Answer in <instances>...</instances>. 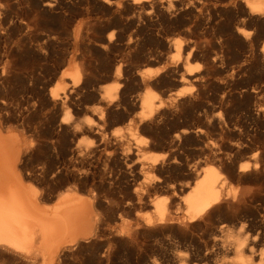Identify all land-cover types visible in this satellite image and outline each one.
<instances>
[{
  "label": "bare ground",
  "instance_id": "obj_1",
  "mask_svg": "<svg viewBox=\"0 0 264 264\" xmlns=\"http://www.w3.org/2000/svg\"><path fill=\"white\" fill-rule=\"evenodd\" d=\"M4 1L6 4L3 6L10 8V4L19 6L27 4L30 0ZM34 1L36 2L35 6L44 8L48 12L52 11L53 7L59 3L57 0ZM92 1L98 3L99 8L105 10L106 13L109 12L113 15L111 21L106 22L107 24L97 19L99 21L96 25L103 24L100 26L103 32L109 30V33L105 32L107 34L105 37L103 35L100 38L99 47L103 51L112 47L114 43L115 26L123 25L125 21L129 20L123 17L126 12L131 14L132 22L137 20L139 23L140 21L146 27L150 26L151 30L155 26L164 25L165 27L177 24L179 29L183 28V34L187 35L200 26L207 25L205 28H201V32L205 36L203 44H200V41L198 43L188 38L183 39V37L174 41L161 39L160 33L158 39L165 48L173 51L171 57L165 60L161 69H142L134 76H130V78L128 76L129 81L127 82H135L140 86L153 84L156 86L164 83L165 80H172L175 85H185L188 82L199 84L210 80L211 74L208 78L207 75L211 73L209 72L211 68L220 67L225 73L219 81L222 86L227 83L234 84L239 79L247 77L248 83H244L242 89L239 88L241 89L239 95H245L251 99V97L263 94L264 0ZM10 12H5L4 16L0 15V17L3 16L0 18V58L3 64L0 80L1 82L8 80L6 74H9V68L15 63L19 62L17 65L20 66H29L30 71L26 69L29 83L28 92L37 97L38 105L36 104V106L41 114V122L37 127L36 125L28 127L29 134L26 132L28 134L26 135L23 133L24 131L22 132L23 128L20 132L19 128L17 131L14 128H8L4 116L0 115V247L30 257L34 259L35 264H69L67 258L74 256V249L78 246L81 247V244L85 242L90 243L91 239L99 237L104 232L103 224L106 215L103 213V216L102 212H99L102 209V203L96 198L95 190L112 179V168L110 169L107 164L103 163V167L96 174V171L93 170L96 169V161L104 156L106 159L114 158L122 162L133 151V145L131 146L127 141H132L135 145L134 149L147 146L150 142L152 143L151 139L142 138L138 132L157 133L159 125L161 126L166 119L170 118L171 121H177V127L172 132L158 134V139L166 144L169 150L161 154L150 153L139 165L133 163L125 171L120 172L123 177L126 173L132 177L128 187L134 186L135 182L137 184L134 188L132 187L133 195L131 198L129 197L132 201L127 203L131 204L133 199H137L150 204L153 209V214L146 218L143 217L144 219H137L135 222L121 221L119 235L122 244L128 245L132 251L138 254L146 246L144 237L160 236L166 231H172L178 238L177 241L158 243L155 244L156 247L154 246L159 256L157 264H264V105L258 103L259 105L252 107L249 103V105L246 104L245 114L255 125L256 131L251 132L252 134L247 131L245 136H240V134L235 141L229 139V125L233 123H231L232 119L229 117L228 111L223 108L226 97L230 96L231 92H224L226 94L220 95L217 101L218 105L223 106L222 112L225 111L223 113L227 117V124L220 118H216V120H205V118L203 121L199 115L194 114L195 112L191 108L193 106L192 96L185 99L190 92L177 90L173 94L166 95V100L155 99V96L149 92L142 93L138 104L136 103L139 107V114L135 117H127L123 128L112 125L113 128L107 129V123L111 116L110 107L114 108L112 115H118L119 111L117 110L122 108L124 111V106H133L132 102H135L123 98L121 103H116L113 91L119 86H123L120 81L115 82V86L106 87L99 92L98 96L102 103L95 108L96 119H94L95 117L92 119L90 114L86 113L80 117V113L86 109L79 98L83 87L88 93L86 84L80 87V76L86 72H84V62L81 63L82 68L79 65L82 70L77 69L75 72L69 73L59 71V65L48 69L44 68L45 66L31 69L33 60H37V62L46 60L44 52L47 50L42 52L41 49V51L36 50L38 48L34 49L27 45L25 39L29 36L27 33L31 31H27L30 24L11 16ZM25 13L23 11V14ZM223 13H226L227 17L224 20H219ZM135 14H137L136 20ZM152 14L155 19H151ZM129 26L131 25L129 24ZM12 31L21 32L19 39L16 38V32V39H14ZM41 38L44 40V37ZM47 40L45 39L46 42ZM28 41L30 42V40ZM37 41L38 39L36 43ZM130 43L131 41H128L126 44ZM44 45L46 46V44ZM40 46L38 44V47ZM230 49L234 53L232 57H228ZM196 53H201V56H198L204 60V65L201 66L206 68V75L195 73L197 72L195 69L184 68L182 64L181 66L179 64V56L184 55L183 58L187 63L189 59L194 58ZM161 58L160 60H162ZM203 60L200 61L203 62ZM114 64L115 59L103 63L108 73L112 71L108 75L106 74L107 78L110 76L118 80L121 78V65H117L113 71L111 68ZM16 69L19 70V68ZM253 73L254 75L251 76ZM96 93L98 92L96 91ZM248 101L250 102V100ZM121 104L123 107H120ZM186 104L191 108V112H188L191 116L183 111V108L182 110L178 109L180 105ZM28 117H32V115H28ZM194 119H197V122L201 124L199 125L196 121L194 123ZM251 121L249 122L251 123ZM210 127L219 130V145L215 144V139L213 141L208 139L211 131L207 135L206 130L209 131ZM236 135L238 136V134ZM210 136L212 135L210 134ZM154 140L156 141V139ZM245 150L250 154L247 155V159H241L240 157H243L241 154ZM39 151L56 159L59 163L54 170L50 172L43 170L37 174L44 184L42 188H38L32 183L31 179L37 178L35 173L26 172V169L24 171L20 163L24 153ZM192 152L204 154L213 164L201 165L196 161H190L189 156ZM78 164L87 167H78ZM113 178L115 179V177ZM58 179H61V182L57 181L51 185V182ZM62 183H66L67 186L57 192V187H61ZM152 189H160L166 195H161L162 197L148 202L147 196ZM83 192L88 194V197ZM52 198L54 201L48 203L47 200H53ZM221 219L233 225L229 226L221 222ZM112 225L114 224L112 223ZM108 237L107 239H109ZM115 250L117 251V249ZM97 257L95 256V258ZM124 257V254L115 253L111 249L103 252L100 260L95 264H129L130 260Z\"/></svg>",
  "mask_w": 264,
  "mask_h": 264
},
{
  "label": "rangeland",
  "instance_id": "obj_2",
  "mask_svg": "<svg viewBox=\"0 0 264 264\" xmlns=\"http://www.w3.org/2000/svg\"><path fill=\"white\" fill-rule=\"evenodd\" d=\"M212 1H216V0H212ZM217 1H219V0H217ZM57 2H59V3H57V5L53 7L52 11L48 12V10H46L44 8H38L37 6H35L36 2L34 0H30L29 2H27V4L25 3L22 5H19L20 7L16 5L19 10H22V11H19L16 8V6L13 4H10L12 6V7L10 6V8L7 6L6 7L3 6L6 3L4 0H0V11H1L0 15L1 14L3 15L5 12H10L12 9V12H10L11 16L16 17L20 20L26 21L32 27L31 28L29 26L27 29V31L31 30L30 32L27 33V31H26L27 35H29L28 38L25 39L27 45L28 46L30 45V47L32 46V48H34V49L38 48L36 50L41 49V50H43L42 52L47 50L46 52H44L46 54V60H40L38 62H37V60H33L31 62V69L33 67H34L33 69H35V68H37V66H41V67L45 66L44 68L48 69V68H54L56 65H59V69H60L59 71H62L64 73L65 72L69 73V72H75V70H77V69L82 70L81 69L82 68L81 63L84 62V64H85V65H83L84 66V72L85 71L86 72L84 73V72L80 71L81 73H84V74H81L82 77L80 76V84H81L80 87H82L83 84H86L89 94L85 92V90H84L85 88L83 87L81 95L79 98L82 102V105H84L87 110L85 109V111L81 112L80 117L82 115L84 116V114L86 113L88 115L90 114L92 119L94 117H95L94 119H96L97 111L95 110V108L98 107V105H100L102 103L101 100L99 99V96H98L99 92L101 91V89L103 91L106 87L115 86L116 85L115 82L120 81V83L123 86H119V88H117L116 90L113 91L114 96L116 97V103H121L123 98L128 100V101H131V102L135 101V102H132V103H134L133 106L132 105L131 106L130 105L124 106V111H122V108L117 110V111H119L118 115H112L114 108L110 107L111 116H110V119L107 123L108 125L106 124L107 129H110V127L112 125H113V127L123 128L125 126V123H126L124 121H126L127 117H135L139 114V107L137 104H138L139 97L142 95V93L149 92L155 96V99L166 100V97L169 94H173L177 90H184V91L190 92L189 96H187V98H185V99H189L190 96H192L191 99L193 100V106L194 107L192 106L191 108H193V110L195 112L194 114L199 115V117L201 119H203V121H205L207 119H215L216 120V118L217 119L220 118L223 120V122L225 121L227 124V117L223 113L225 111L222 112V109L224 108L228 111L229 117L232 119L231 123H233L232 125H229V128H230L229 139H230V141H235V139H237L240 134H241L240 136H245L247 131H248L247 133H251L254 130L256 131L255 125L252 123L250 118H248V116L245 114V108L249 104L252 107H255L256 105H259V104L264 105V92H263V94L261 93V95H256L255 97H251V99L253 98L252 100L245 97V95H239V92L241 91L242 87L246 83H248L246 81L247 77L244 79L243 78L239 79L238 81H236V83L234 82V84L227 83V84H224L222 86L221 83H219V81L222 77H224L225 73H224L223 69H221L220 67H218V68L215 67V68H211L212 70L214 69V71H211V69H210L209 72H211V73H209L207 75V78H208V76H210V74H211V77L213 79L211 77H209L210 80L208 79V82L203 81L199 84H196L193 82L192 83L188 82V83H185V85L184 84L183 85H175L174 81L165 80L164 81L165 84L162 82V84H158L156 86L154 84L151 86L150 85L149 86H140L137 83L135 84V82H130V83L127 82V81H129L130 76H134L137 72H139L142 69H150V70L161 69L162 66L164 65V62H166L165 60H167L169 57H171L170 55L173 54V51L172 50L169 51V49L165 48L161 44V41L158 39L160 36H161L160 37L161 39H166L169 41H171V40L174 41V40L179 39V38L182 39V37H183V39L188 38V39L194 40L195 42L197 41L198 43L200 41L201 42L200 44H203V41H204L203 38H205V36H203V34L201 32V30H202L201 28H205L207 26L206 24L200 26V28H198V29H195L196 31L195 30L191 31L187 35L185 33L183 34V32H182L183 28L179 29L177 24H173L172 26L170 24V25H166L165 27H164V25L163 26L162 25L161 26H155L151 30V28H149L150 26L146 27V25L140 21H139L140 24L138 23V21L136 20L137 14H135V16H134L136 22L135 21L132 22L130 20L131 14L129 12H126L123 15V17L125 19L128 18L129 22L125 21V23L123 25L115 26L116 29L114 27V29L116 30V33L114 36L115 37L114 43H113L112 47L103 51L99 47L100 38L103 35L105 37L107 35L106 33L107 32L109 33V30L108 31L106 30L103 32V30L100 28V26H102L103 24L102 25H96V24H98V21H99L97 19H100V22L102 20V22L106 23L108 21L107 23H109V21H111L110 19H112L113 15L109 12L106 13L105 10H102L101 8H99L98 3H94L92 0H57ZM14 8H16V9H14ZM18 11H19V13H18ZM23 11L26 13L23 14ZM71 13H73V14H71ZM18 14H22V15H18ZM3 16H1V17H3ZM226 17H227V14L223 13L220 16L219 20H224ZM27 19H28V21H27ZM151 19H155L154 15L152 16ZM32 23H33V26H32ZM34 24H36L37 26ZM129 24L131 26H129ZM29 28H31V29H29ZM143 28L147 29V31H144ZM48 30H50V31L48 32ZM148 30H150V31H148ZM15 32H16L17 37L15 36ZM17 33H18V35H17ZM19 33L21 34V32L12 31V34H13L12 36H14V39H16V38L19 39V36H21ZM159 34H160V36H159ZM199 34H200V36H199ZM30 35H32V36H30ZM52 35H53V37H52ZM39 36L44 37V40H43V38H41ZM45 37H47V38H45ZM51 37L53 38V40ZM206 37H207V35H206ZM37 39H38V41L36 43ZM45 39L49 40V41L47 40L48 43L45 41ZM28 40H30V42ZM39 40L42 42H40ZM128 41H131V43L127 45L126 43ZM32 43L35 45L33 46ZM56 43H57V45H56ZM38 44H39V46L40 45L41 46L38 47ZM44 44H46L47 47ZM52 49H54L53 50L54 52L52 51ZM166 49H167V51H166ZM135 50H137V51H135ZM231 51L232 50L230 49V52H228L229 53L228 57L233 56L234 53H233V51L232 52ZM198 55L201 56V53H196L194 58H191V60L189 59L187 63L185 62V58H183L184 55H181V56H179V64H180V66L182 64L184 66V68L190 67V68L195 69L197 71L195 73H200L202 75H206V72H205L206 68H202V66H201L204 63V60H203V58L199 57ZM165 56H166V58H164ZM174 56H175V53H174ZM71 58H73V59H71ZM160 58L162 60H160ZM48 59H50V60H48ZM112 59H115V64L112 66L111 70L114 71V68L117 65H121V67H120L121 68V78L119 77L120 79H118V80H116V78H114V77L111 78L110 76L107 78V75L112 71H109V73H108L106 71L104 65H103V63H106L108 60H112ZM105 60H107V61H105ZM200 60H203V62ZM36 62H37V64H36ZM42 62H44V63H42ZM55 62H56V64H55ZM0 63H1V58H0ZM17 64H19V62ZM17 64L15 63L13 66H11L9 68V72H8L9 74H6L7 75L6 77H8L6 79H8V80L2 81L3 83L0 80V87H1L0 88L1 89L0 90V107H1L0 111L2 112V113L0 112V115H2V117L4 116L5 124L8 126V128L9 127L14 128L16 131H17V128H19L18 129L19 132L23 128L22 132L24 131L23 133L28 135L29 134L27 132L28 127L31 128V127H34L35 125L37 127L39 125V123L41 122V119H40L41 114L38 112V109L36 106V104L38 105L37 97L35 95H32L30 92H28L29 83H28V76H27V72H26L27 70L26 69H28L30 71V68H29V66L26 67L27 65H24L25 66V69H24V66H20ZM42 64H44V65H42ZM51 64H53L54 66ZM2 65L3 64L1 63L0 64V71L2 69ZM79 65L81 66V68ZM16 68H19V70L17 71ZM20 68H22V69H20ZM201 71H203V72H201ZM222 73H224V74H222ZM217 74H218V76H217ZM219 74H220V76H219ZM253 75H254V73L251 74V76H253ZM128 76H129V78H128ZM125 80H126V82H125ZM215 80H217L218 82H216ZM126 83H128V84H126ZM213 84H215V85H213ZM229 85H231V86L229 87ZM157 86H159V87H157ZM233 86H234V88H232ZM238 86H240V87H238ZM195 87H197V88L199 87L197 90L199 92V94L196 91L197 88H195ZM239 88H241V89H239ZM218 89H220V90H218ZM96 91L98 93H96ZM224 92H226V93L231 92L230 94L231 95L234 94V95H232V96L230 95L231 97L230 96L226 97V100H225L226 103L224 102V105H223L224 107H223V106L218 105L217 101H218V98L220 95L226 94ZM217 93H218V97H217ZM238 95H239V97H238ZM31 96H32V98H31ZM161 96H163L165 98H162ZM195 98H198L200 102L198 101V99H195ZM248 100H250V102ZM34 101H36V102H34ZM195 101H197L196 105H194ZM210 103H211V105H210ZM135 104H136V106H135ZM122 105L123 104H121L120 107H123ZM197 105H199V106H197ZM29 107H30V109H29ZM136 107H138V108H136ZM182 108L184 109L183 111H185L186 113H188L189 111L191 112V108H190V106H187V104L183 105V106L180 105L178 107V109H180V110H182ZM196 110H198V111H196ZM4 111H5V113H3ZM220 111L222 114L220 113ZM29 112H31V113H29ZM231 112L235 113V114H232ZM3 114H5V115H3ZM28 115H32V117H28ZM188 115L191 116L189 113H188ZM202 115H204V116H202ZM245 116H246V118H245ZM22 118H23V120H22ZM28 119L30 120L29 123H28V121H29ZM39 119H40V121H38ZM169 119L168 120L166 119L165 120L166 122L164 121V123L161 122L162 124L160 123L161 126L159 125V129H158L159 131L157 130L158 131L157 133L156 132L150 133L148 131H140L141 133L138 132V135H140L142 138L145 137V138L151 139L152 143L150 142V144H148L147 146L134 149L135 145L132 143V141H127L131 146L133 145L132 146L133 151L131 152L132 155L130 154L126 159L122 160V162L119 160H116L114 158L106 159L104 156H102L98 161H96V163H95L96 169H93L94 171H96V174H97V172H99L100 168L103 167V163L107 164V166H109L110 169L112 168V173H111L112 179L111 180L109 179L110 181H106V183L101 185L103 188L101 186L99 188H97L99 191L97 189L95 190L96 195H97L96 198L101 200L102 209L105 207L103 210L102 209H101V211L99 210L100 213L102 212L101 215H103V213H104V215H106V216L103 215L105 218V222H104L105 225L103 224L104 232L102 233V235H100L101 237L99 236L100 240H99V237H97V238L95 237V238L90 240V243L85 242V243L81 244V247L78 246L76 249H74L73 250V252L75 251L74 256L72 255V256H69L67 258V262L69 264H75V263L76 264H95V263H97L98 260H100L99 258L103 254V252H107L111 249L115 253L118 252L119 254H124L125 257L128 258V260H130L129 264H151V263L157 264L159 262L158 261L159 256H158L157 251L155 250V247H156L155 244L164 243V242L168 243L170 241H171L170 243H173V242L178 240V238L175 236V233H173L172 231H168V232L166 231L165 233H163L160 236L159 235L154 236V237L153 236L152 237L146 236V237H144V239L146 240L145 241L146 246L142 248L141 252L138 253L139 254L138 255V254H136V252L132 251V249L130 247H128V245L122 244V241L120 240L121 238L119 235L120 228H121L120 227L121 221L124 220V221L129 222V220H130L131 222H135V220H137V219H144L147 216H150L151 214H153L152 213L153 209H152L151 205L148 203H143L141 201H138L137 199H133L134 203L133 202H131V204L127 203L128 201H132L130 198L133 195V188L137 184L135 182L134 186L130 185V187H128V183L131 181L130 179L132 177H130V175L128 173H126L125 175L127 177L124 175V177H125L124 178L122 173H120V172L125 171L126 168L133 163H135V165H139V163L144 161L145 156L150 154V153L155 152V153L161 154V153H165L169 150V147H167L166 144L162 143L160 141V139H158L159 133L160 134H162V132H164V133L168 132L169 133V132H172L173 129L177 127V124H176L177 121H175V120L171 121V119L170 120ZM195 121L197 122V119L196 120L194 119L193 122L195 123ZM249 121H251V123ZM234 122H235V124H234ZM242 122H244V123H242ZM23 123H25V124H23ZM197 123H199V125L201 124L200 122H197ZM172 124L174 125V127ZM193 125H196V124H193ZM239 126L242 128H240ZM25 127H27V128H25ZM113 127H111V128H113ZM234 127H236L237 130H235L236 128H234ZM208 129H209V131L206 130L207 135L211 131L210 134L213 136V137L212 136L209 137V135H210L209 134L208 139H210L212 141L215 139L214 140L215 144L219 145L220 144L219 143V141H220L219 130H217L213 127H210ZM242 129H244V130H242ZM233 131H234V133H233ZM236 134H238V136ZM235 136H236V138H234ZM154 139H156V141ZM218 139H219V141H218ZM216 140H217V142H216ZM27 141H29V140H27ZM157 141H158V143H157ZM249 154L250 153L245 150L241 154L243 157H240V158L241 159H247V155L249 156ZM200 156H201V158H200ZM203 156H204V154L192 152V154H190V156H189V159H190V161H196L201 165L213 164L212 162H210V159H208V157H205V156L203 157ZM205 159H206V161H205ZM114 161H116V162H114ZM20 163L23 166L24 171L27 170L26 172L30 171V172L35 173V176L37 178L31 179V180H32V183L38 188L44 187L43 186L44 184L37 174L43 170H45L46 172H50L51 170H54L57 167V165H59V163H58V161H56V159H52L50 156L46 155L42 151L34 152V153L28 152L26 154L24 153L22 155V159H21ZM77 166L83 167V168L87 167L86 165H81V164H78ZM114 172H116V173H114ZM115 174L117 175V177ZM119 176H122V177H119ZM113 177H115V179ZM127 179H128V181H127ZM55 181L51 182V185L54 183H57V181L61 182V179H58ZM115 181H117V182H115ZM118 183H119V185H118ZM112 185H113V187H112ZM66 186H67L66 183H62L61 187L60 186L57 187L56 191L59 192L62 189H64ZM101 189H102V191H101ZM55 194H52V195L55 196ZM101 195H103V196H101ZM161 195L164 196L166 194L164 191H162V190L160 191V189H152L148 193L147 201L151 202V200H153L155 198L162 197ZM85 196L88 197V194H85ZM52 199L53 200H47L48 203H52L54 201V198H52ZM104 201H105V203H103ZM144 204H146V205H144ZM125 208L126 209L129 208V209L126 210ZM111 221L114 225H112ZM220 221L226 223L229 226L233 225L224 219L223 220L221 219ZM111 234H113V235H111ZM109 235H111V236H109ZM107 237L109 239H107ZM118 237H119V239H118ZM113 239H114V241H113ZM114 245H116V246H114ZM115 249H117V251ZM131 254H133V255H131ZM75 255H76V257H75ZM97 255H98V257H97ZM95 256L97 258H95ZM0 264H35V262H34V259H32L30 257H27L25 255L23 256L22 254H20L18 252H14L11 250H7L3 247H0Z\"/></svg>",
  "mask_w": 264,
  "mask_h": 264
}]
</instances>
